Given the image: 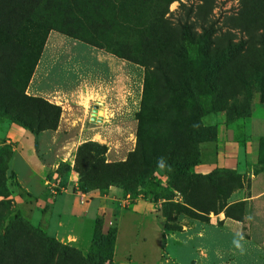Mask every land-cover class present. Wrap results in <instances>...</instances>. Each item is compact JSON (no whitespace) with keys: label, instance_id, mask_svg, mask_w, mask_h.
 Segmentation results:
<instances>
[{"label":"rangeland","instance_id":"obj_1","mask_svg":"<svg viewBox=\"0 0 264 264\" xmlns=\"http://www.w3.org/2000/svg\"><path fill=\"white\" fill-rule=\"evenodd\" d=\"M245 1L213 0L204 43L203 18L191 42L166 24L196 0H0V45L39 51L0 79V264H93L97 220L117 231L101 264H264V0ZM21 95L60 106L56 129L14 122L9 109L37 125ZM139 117L146 144L168 137L176 159L194 146L195 164L126 163ZM12 127L44 165L37 187L11 165L28 153Z\"/></svg>","mask_w":264,"mask_h":264},{"label":"trees","instance_id":"obj_2","mask_svg":"<svg viewBox=\"0 0 264 264\" xmlns=\"http://www.w3.org/2000/svg\"><path fill=\"white\" fill-rule=\"evenodd\" d=\"M198 4L196 8L203 9L201 13L196 11V8L193 5H185L181 3L180 6L184 9V15L177 19V21L172 22L166 20V24L172 31L178 33L182 39L186 42L193 41L194 34L192 33L191 27L193 26V21H190L191 15H195L198 18H203L207 12L208 8H211L213 4V0H196ZM245 4V0H240ZM230 18L226 17V22L229 23ZM206 18L202 19L201 24V35L200 41L206 43L213 39L215 32H217L215 21H207ZM49 24H52L49 19L44 18L42 20V27H48ZM66 29L64 30L67 33H73L76 29H73L72 26L66 25L64 22ZM74 30V31H72ZM259 35L264 37V29L259 32ZM38 48L37 50L31 49L28 47L26 43H22L21 40H18L15 37L8 39L6 42L0 45V79L5 75V68L3 64L6 61L16 60L23 55L29 56L33 60V63L38 59ZM149 66L152 70L160 71L161 66L157 62H148ZM21 98L28 100L31 102V106L33 108L34 119L36 120L37 125L32 126L28 124L25 119L18 114L7 110V114L12 118L14 122H16L20 127L29 131L31 134L35 135L37 132L43 129H56L59 121V116L61 113L60 106L47 103L38 97L25 96L21 95ZM147 133L146 127L143 124L141 118H138V128L136 134V146L134 153L126 159V163L133 164L137 163L140 160H144L149 164H155L156 162H162L160 167H170L173 170H176L181 173H185L188 171V167L190 165H194L196 162V150L193 147L188 148L187 153L185 155H180L178 159L174 158L175 153L180 150L178 143L175 141H171L168 137L163 136L159 139V143L155 144H146L143 140L144 134ZM149 134V133H147ZM180 152V151H179ZM161 155L160 159L158 156ZM82 190H86L85 186L81 187ZM127 190V189H126ZM84 192V191H83ZM116 227H108L105 231L101 229V223L99 220L95 221V225L93 228V234L90 244L89 251V259L93 264H101L105 260H108L113 257L114 254V242L116 239Z\"/></svg>","mask_w":264,"mask_h":264},{"label":"crops","instance_id":"obj_3","mask_svg":"<svg viewBox=\"0 0 264 264\" xmlns=\"http://www.w3.org/2000/svg\"><path fill=\"white\" fill-rule=\"evenodd\" d=\"M11 130L13 131V135L11 138L14 139V136H16L15 138H17V140H20L23 146H25L26 144L28 145L27 154L24 153L19 158L13 156L11 159V165L16 172L18 181L22 187H37L38 186L37 184L36 186H33V178L35 177L37 180L40 178V175H42L43 172L45 171L44 165L42 164L40 158L35 153L34 147L31 145L32 143L31 138L28 137V135H26L24 130L18 127L17 128L12 127ZM16 162H18L23 167V173L25 174L26 182H24V180L22 179L20 171L18 170V166L16 165Z\"/></svg>","mask_w":264,"mask_h":264},{"label":"built area","instance_id":"obj_4","mask_svg":"<svg viewBox=\"0 0 264 264\" xmlns=\"http://www.w3.org/2000/svg\"><path fill=\"white\" fill-rule=\"evenodd\" d=\"M126 198H129L130 197V195L129 194H126V196H125Z\"/></svg>","mask_w":264,"mask_h":264},{"label":"water","instance_id":"obj_5","mask_svg":"<svg viewBox=\"0 0 264 264\" xmlns=\"http://www.w3.org/2000/svg\"><path fill=\"white\" fill-rule=\"evenodd\" d=\"M95 113V110L93 111V114ZM92 118H94V117H92Z\"/></svg>","mask_w":264,"mask_h":264}]
</instances>
